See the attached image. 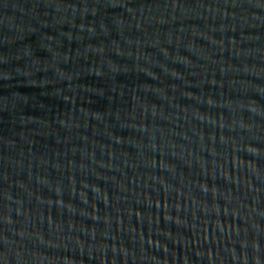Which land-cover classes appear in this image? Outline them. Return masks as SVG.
<instances>
[{"label":"water","instance_id":"obj_1","mask_svg":"<svg viewBox=\"0 0 264 264\" xmlns=\"http://www.w3.org/2000/svg\"><path fill=\"white\" fill-rule=\"evenodd\" d=\"M0 264H264V0H0Z\"/></svg>","mask_w":264,"mask_h":264}]
</instances>
